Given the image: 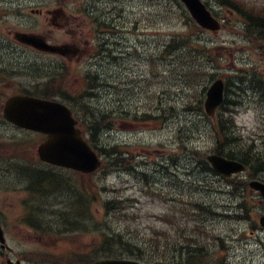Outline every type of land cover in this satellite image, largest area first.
Returning a JSON list of instances; mask_svg holds the SVG:
<instances>
[{"label":"rangeland","instance_id":"obj_1","mask_svg":"<svg viewBox=\"0 0 264 264\" xmlns=\"http://www.w3.org/2000/svg\"><path fill=\"white\" fill-rule=\"evenodd\" d=\"M79 1L0 0V5L4 7L3 13H7L0 19V33L4 36H9L10 33V36L15 38V31L30 30L41 34L49 33L51 39L58 43L64 42L69 39L67 30L55 26L49 20L48 14L40 15L41 20L37 19L32 15V10L42 9L46 12L61 7L67 14H74V6ZM240 1L245 8L264 6V0ZM99 2V7L107 6L113 8V14H120L121 31L111 35L113 41L122 42V49L114 48L115 54L120 56L119 60L92 59L91 69L101 75V85L113 84L119 88L102 87L98 91L99 97L95 98L91 105H108L115 110L122 105V108L130 110V113L123 114L125 116L120 115L116 119L115 128L105 130L101 138L102 145L106 148L117 144L123 153L126 152L124 163L129 165H124L120 160V166L116 165L111 172H105L102 167L97 172L86 175L63 170V173L71 178L72 191L75 184L80 194L84 193L86 199H90L87 204L90 208L87 219L91 216L90 223L95 222L100 229L106 222L113 223V228L117 230L151 233L153 226L160 229L171 228L170 223L176 220L182 226L186 224L187 216H174L167 223L163 221L164 217L159 216L171 211V200L178 203L179 198L184 197L203 201L206 205H211L215 213L207 215L208 224L221 236V241L210 243L212 260L215 262L225 258L229 264H264V228L259 224V217L264 213V202H261L263 198L259 192L248 190L252 206L250 218L232 217L238 213L233 210L243 199L242 195L232 194L228 181L215 172L202 169V161L213 152L216 141L206 133L208 119L204 113H198L194 108L198 100L204 102L206 91L214 79L223 78L229 87L227 97L235 101L231 109L243 139L254 141L258 150L264 153V100H259L258 94L247 80L253 71L262 74L264 79V54L259 46L260 41L251 39L244 31L243 19L246 18L240 13H231L232 7L222 6L218 0H204L219 14V19L225 20L222 22L223 27L218 32L197 30L198 33L192 37L208 44L203 45L207 47L206 52H200L198 49L194 51L191 47L185 48L180 58L186 57L188 64L194 66L193 70L190 71L191 74L181 71L174 76L171 71L178 70V54L168 55L165 52L166 46L186 31L192 34L193 28H198L186 16L183 6L180 8V4L175 5V0ZM13 51L32 61L45 60L50 63L49 59L52 58L50 55L29 51L23 46H18L15 50L10 48L6 52L0 50V53L12 63ZM85 66L84 61L72 64L75 76L59 79L55 87H66V91L75 97L84 93ZM6 67L8 69L9 65ZM9 70H12V67ZM29 70L21 71L11 80H5L1 84L2 90L7 92L6 96L27 88L32 89L33 83L40 79L35 77L40 70ZM238 77H245L247 80L243 84L245 90L242 92L237 90V84L233 85V81L238 83ZM186 85L190 90H186ZM148 94L153 96L154 100ZM6 96L2 97V100ZM124 97L119 105V100ZM161 106L168 109L167 119L147 121L144 118H148L150 113H155L158 109L162 111ZM171 107L176 109L172 116L175 109L171 111ZM2 140L7 141L8 146L0 144V153L5 155V159L10 156L12 158L0 161V221L6 237L18 244L21 250L26 246L25 249H29V246L34 249H39L40 246L42 249H54L57 264H93L92 259L82 261L79 256L70 253L88 250L96 245L101 237L100 232L95 229V224L94 231L76 230L77 232H70L69 235L57 237L55 248L45 247L37 239V244L24 242L30 240V237H50L31 234L29 226L23 222V216L32 204L29 202L31 194L25 187L24 180H20L21 169L18 168L39 166L37 146L42 137L13 126L0 115V141ZM194 149L199 154H196ZM130 165L134 168L128 169ZM163 165L167 168H163ZM141 172H146L147 177L142 179ZM261 175L264 177V172ZM235 177L238 180L250 179L248 173ZM148 187L161 189L164 194H154ZM115 195L128 199L123 208L135 212L130 215L128 224L113 214L107 217L105 201L115 198ZM191 224L195 223L191 221ZM47 241L48 239L45 241L46 246ZM15 249L20 250L16 247ZM3 261L4 259H0V263Z\"/></svg>","mask_w":264,"mask_h":264},{"label":"trees","instance_id":"obj_2","mask_svg":"<svg viewBox=\"0 0 264 264\" xmlns=\"http://www.w3.org/2000/svg\"><path fill=\"white\" fill-rule=\"evenodd\" d=\"M175 1H177V3L181 5L179 0ZM221 1H223L225 4H230L229 1ZM230 5L238 7L236 4ZM258 24L259 27L264 28V19H262V23L258 22ZM251 26L252 28H255L254 24ZM251 26L249 27L251 28ZM191 35L185 34L182 37L180 36L181 38H174L171 44L167 46L170 55L178 54L176 57V69L178 70L172 69L171 71L174 76L181 73V71L185 72V74H191L190 71L193 70L194 66L188 64V59L186 57L180 58L182 56V51L185 48H187L188 46L192 48L194 46L192 48L194 51L198 49L200 52H204V50L202 49V45L199 43H195ZM56 82L57 81H49L40 91L34 93L48 98L58 96L63 101H65L72 108L76 117H78L83 132L88 134L89 141L98 149L100 153L108 156V160L106 159L107 166L111 168L112 166L116 165L114 163L115 161L113 162V160H115V158L117 160H120L122 156L121 148L118 145L106 148V146H99V144L100 142H102L101 138L102 133L105 131V127H115L116 119L126 112H122L118 108L117 110H115L108 105L93 106L91 105L90 101H88L89 97H92L94 95L93 91H89L87 93L84 92L78 95V97H75L69 94L68 91H66V87H55ZM186 86V89L190 90L188 85ZM258 88H260L259 85ZM229 102L230 101L227 98L221 109H219L216 115L217 117L215 119H212L204 114L205 117L210 120V123L205 127L207 128L206 133L216 141L218 153L246 162L252 168V172L257 173L262 169V164L260 163V154L255 152L251 146L240 141L241 135H238L236 133L237 129L234 119L231 114L227 113L226 106H230ZM160 108H162V111L158 109L159 111L156 114H152L150 118H163L164 115L166 116L168 109L165 106H161ZM198 108H200V105ZM172 110H174L173 107H171V111ZM175 112L176 109L171 114V116ZM203 166L209 170H212L210 164L206 161H203ZM44 170L45 169L38 170L29 167L22 168V171L25 173V177H27L26 179L30 181V186L32 188L41 190L45 189L46 186L57 187L58 184L54 181V178L57 177L55 173L52 174L51 171ZM148 188L152 193H156L155 189H153L152 187ZM184 200L185 199L182 200L181 197L179 198V201H182L185 207L183 206L182 208H174V216H179L180 218H182L184 215H186L188 210L190 211L194 209L193 202L190 198H186V200ZM124 202H126L125 199L119 198H115L111 201H106L105 210H107L108 213H111L112 211L113 215H115L117 219L123 220L125 221V223H127L131 220L130 215H134L135 212H132V210L130 209L122 211L121 206ZM197 207L200 210H203L202 206L198 205ZM170 225L171 228L162 227V229H160L157 226H153L151 233H138L135 230H133V232L125 231V229L117 230L113 228V223H108L104 228H102L104 232L101 233L100 237L102 238L100 239V244L92 253L91 257L99 255H106L107 257H120L122 255H130L136 258L143 259L146 262L153 263L151 257L145 254L146 251L148 252L157 249L164 251L167 247V245L165 244H167V241L169 240L167 237H181L182 235H184L183 232L180 233L184 227L178 220L171 222ZM209 232L210 231L208 230L207 233ZM207 236H209V234H207ZM188 237H195V234L190 233L188 234Z\"/></svg>","mask_w":264,"mask_h":264},{"label":"water","instance_id":"obj_3","mask_svg":"<svg viewBox=\"0 0 264 264\" xmlns=\"http://www.w3.org/2000/svg\"><path fill=\"white\" fill-rule=\"evenodd\" d=\"M195 19L204 27L217 30L219 22L212 16L207 6L201 0H183ZM20 39L37 48L49 51L62 49L47 44L42 38L26 33L20 34ZM224 99V82L216 80L207 92L206 110L213 115ZM5 118L17 126L47 134V138L39 145L38 153L43 161L65 166L82 172L95 171L101 164L96 152L83 138L81 130L76 126L71 109L57 100H48L30 95H13L4 106ZM209 159L216 170L230 175L244 170L245 166L235 160H229L219 155H210ZM264 194V184L254 180L250 183ZM264 224V216L262 217ZM0 239L4 233L0 225ZM96 264H141L136 261L122 259H106Z\"/></svg>","mask_w":264,"mask_h":264},{"label":"flooded vegetation","instance_id":"obj_4","mask_svg":"<svg viewBox=\"0 0 264 264\" xmlns=\"http://www.w3.org/2000/svg\"><path fill=\"white\" fill-rule=\"evenodd\" d=\"M86 2L89 1L90 2H94L95 0H85ZM99 4V2H98ZM89 9L88 12L89 14L86 13H77V14H73L72 12H69V14H67L63 8H58L56 10H47L46 12L39 11L38 12V17H40V15H52V22L54 23L55 26H59L62 29L67 30V36L69 37V39L67 38L66 41L61 42L63 44H68L71 46V52H68V54H66V59L68 61L71 62H78L80 61L83 57L88 56L91 53V49H90V40L92 39V33L94 32V29H87V25H89L91 18H93L94 21L97 22H101V21H109V22H114L115 24V19L111 18V16H113L114 14L112 13V9L109 8H101L99 9V7L95 6V3L88 5ZM40 14V15H39ZM94 14V15H93ZM50 18V16H49ZM103 19V20H102ZM102 34H103V38H108V35H106L108 32H115V29L109 28V29H105L102 28L101 30ZM44 37L50 41H54L55 40L51 39V34L46 33L43 34ZM58 43V42H57ZM21 60V59H18ZM1 62V60H0ZM37 240H39L45 247H55L56 245V240L55 237H36ZM48 239L47 244L48 246H46L45 241ZM14 251H16L15 246H12V244L10 242H6L4 250H3V255H4V259L5 262L7 263V261L9 259H14V260H23V262H26L27 259H25V256L23 254H21L20 256L17 255L18 252H16L14 255L12 254ZM48 252L52 251L51 249H47ZM184 253L187 252V250L183 251ZM34 263L32 264H40L37 263L33 258H30ZM50 264V263H47ZM205 264H209V262L205 263Z\"/></svg>","mask_w":264,"mask_h":264},{"label":"bare ground","instance_id":"obj_5","mask_svg":"<svg viewBox=\"0 0 264 264\" xmlns=\"http://www.w3.org/2000/svg\"><path fill=\"white\" fill-rule=\"evenodd\" d=\"M114 98V97H113Z\"/></svg>","mask_w":264,"mask_h":264}]
</instances>
